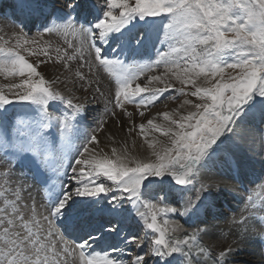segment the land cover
<instances>
[{"label": "snow or ice", "instance_id": "1", "mask_svg": "<svg viewBox=\"0 0 264 264\" xmlns=\"http://www.w3.org/2000/svg\"><path fill=\"white\" fill-rule=\"evenodd\" d=\"M85 7L90 21L82 17ZM16 8L31 18L36 36L21 20L14 35L0 37V74L21 78L0 89V264H69L76 254L79 264H173L177 257L181 264H236L230 257L247 244L243 216L233 218L235 239L218 253L201 241L211 234L215 195L223 190L224 173L215 165L239 173L256 155L264 165V135L254 147L252 132L253 121L264 123V0H89L86 6L17 0ZM137 25L143 27L133 32ZM154 34L161 47L153 45L155 58L139 62ZM48 62L63 68V89L41 70ZM228 69L235 75H226ZM73 89L105 99L95 127H81L88 105ZM172 90L196 100L158 113L161 123L154 117L135 125L132 118L145 117L165 93L176 99ZM52 102L63 108L51 111ZM18 104L28 111L10 114ZM104 116L115 118L118 131L138 127L144 137L159 133L167 143L157 151L146 141L153 150L148 160L117 155L116 148L114 158L93 155L108 123ZM29 179L43 189V211L25 198ZM195 184V195L185 196ZM258 187L264 191V184ZM249 207L256 208L252 195ZM125 214L142 221L151 239L121 235ZM257 234L264 248V226ZM111 236L118 243L96 251Z\"/></svg>", "mask_w": 264, "mask_h": 264}, {"label": "bare ground", "instance_id": "2", "mask_svg": "<svg viewBox=\"0 0 264 264\" xmlns=\"http://www.w3.org/2000/svg\"><path fill=\"white\" fill-rule=\"evenodd\" d=\"M98 0H96L97 2ZM1 26L3 27L4 33L8 34V37L10 38L14 33L17 31L18 28L12 27L11 23H8V21H1ZM135 30V28L133 29ZM45 39H51L53 43H62L63 37H48L46 36ZM69 39H73L72 37H69ZM151 43H149L150 45ZM151 47V46H150ZM154 49L151 50L152 55L154 54ZM33 59H36L33 57ZM41 70L45 72L48 75L49 80H55L57 81L56 87L58 89H63V85L60 83V81H64L65 78V72L62 67H60L57 64H54L52 62H48L47 66H40ZM54 69V70H52ZM163 69L157 70L156 73L154 74H159L160 71ZM107 76V73L104 74ZM147 75V74H146ZM142 79H144L142 77ZM9 83H16L12 82H5L2 80L0 81L1 84H9ZM174 84L176 87H181L178 82L174 81ZM102 91L105 92L107 95V89L109 87L108 82L102 81ZM69 88H71V85H68ZM79 87V85H77ZM74 95L79 97L81 101L86 103L88 105V110L84 116L86 120L88 121L89 119L88 116L93 117V127H95V122L94 120L98 117H101L103 114L104 110V105L106 103L104 98H97L96 100H93L91 96H85V94L82 91H75L73 89ZM186 98V97H185ZM188 99L196 100L195 97H191ZM182 103V101L179 103V105ZM109 109L112 108V105H108ZM103 108V109H102ZM178 108V106H177ZM187 109L191 110V106H186ZM128 111L130 112H135V106L134 105H128L127 106ZM102 110V111H101ZM117 113L119 114V110H116ZM166 112V111H165ZM171 112V111H170ZM163 113V112H162ZM83 118V119H84ZM122 120H124L125 124L130 123V118L127 116H122L120 117ZM103 119L108 121L104 131L99 134V140L100 144L96 146V151L93 152V155H99V154H104L108 155L109 157H112V149L116 148L117 149V155L127 153L129 156L136 157L137 159H142V160H148L152 159V149L148 148L147 142L146 141H153L155 143V149L159 151L162 147H164L167 143V138L160 136L159 133L155 134H149L147 137H144L140 132L138 127H135V130L132 133H128L126 130H117V127L114 126L113 120L115 118H112L110 116H104ZM135 125L138 126L140 123H146V121L143 120L142 117H140L138 114L134 116ZM83 122L82 120L80 123ZM90 122V120H89ZM157 123L162 122V117H160V120H156ZM81 125V124H80ZM83 126V125H81ZM92 127V128H93ZM84 128H91V127H85ZM256 129V128H255ZM55 133V129H52ZM253 137L257 139V145L254 147H258L259 145V137L261 136L260 134L257 135L256 131H253ZM114 134V135H113ZM91 148V146H90ZM87 155V154H86ZM114 158V157H112ZM261 157L259 155H256L253 160L250 162L246 163L243 170L239 173H237L235 170H229L228 165H225L223 170L224 177H223V184L222 188L223 190L220 191L218 194L215 195V207L218 202L220 204H223L222 207L220 205L218 208L220 209L216 214V216H221L223 218H216L212 221L213 224V229L211 230V234L208 236H204V239L201 241L202 244L205 245H210L211 248L216 251L217 253L224 247H226L228 244L232 243V241L235 239V236L233 233L237 231L236 225L233 223V218L239 220L241 216H243L246 219V225L248 228V233H247V244L246 246L242 247L240 250V253L244 255L242 258H238L239 260L244 259V261L247 264H260L261 260V250L260 252L257 251L259 247V241L260 237L257 234L258 232L261 231L260 227L258 226L257 220L255 216L258 214L257 210L254 208H248L245 209V203L247 195L245 197V194L243 191H241L242 185H250L257 183V185H262L264 184V176L261 175L259 168L264 169V165L260 163ZM68 163V160H66ZM218 165V164H217ZM223 166V165H222ZM262 169V171H263ZM222 169L220 170V172ZM236 173V174H235ZM264 173V172H263ZM69 175H71V172L69 171ZM264 175V174H263ZM249 178V180H248ZM30 180V179H29ZM25 185V187L31 186V191L30 192H25V198L27 199L29 196L31 199H28L27 202L31 203L32 200L35 201L38 209L40 211H43V206L45 203L41 201L40 199V192L37 186L34 185L33 181H29ZM259 181H261L259 183ZM2 183V182H1ZM196 187H199V184H195L194 186H191L190 188L194 189L196 191ZM191 189H189L191 191ZM258 189L262 191L259 187ZM246 192L250 191L251 188L249 189L248 186L245 189ZM252 192H254L252 190ZM257 192V191H255ZM264 193V191H263ZM263 197L264 199V194H260V196H257V198ZM2 204V202L0 203ZM259 204V202H258ZM263 206H264V201H263ZM214 207V208H215ZM226 207H229L231 210L228 211ZM142 211H146L147 209L141 208ZM221 212H223V215H221ZM261 214H259L260 216ZM126 216H129L126 214ZM225 216V217H224ZM183 223V221H180ZM139 223V222H138ZM125 224V223H124ZM123 224V225H124ZM128 222L126 223V225ZM186 227V225H185ZM191 231V229L189 230ZM133 250V249H132ZM253 254V256H252ZM236 257L234 255L230 257V260H235ZM69 260V259H68ZM180 259L177 258L173 264L178 262ZM70 264V261H69ZM152 264H156V260H152ZM177 264H181V261ZM237 264V263H236Z\"/></svg>", "mask_w": 264, "mask_h": 264}, {"label": "rangeland", "instance_id": "3", "mask_svg": "<svg viewBox=\"0 0 264 264\" xmlns=\"http://www.w3.org/2000/svg\"><path fill=\"white\" fill-rule=\"evenodd\" d=\"M96 1V0H95ZM97 2H103V0H98ZM13 5H15L16 6V1L15 0H0V6H1V10H0V20L1 21H8V23H11V25H12V27H16V28H19L20 26L18 25V24H15V23H13L12 22V20L13 21H15V22H17L18 23V21H17V19H15L13 16V14L11 13V15H10V17H11V19H5V18H3V15L5 14V12H6V10H7V12L8 11H10V12H14V9H10ZM118 11V10H117ZM84 14H86V16L88 15V9H87V7H85L84 8ZM84 14L82 15V17L84 16ZM2 16V17H1ZM9 17V18H10ZM13 17V18H12ZM17 17V16H16ZM91 19V18H90ZM157 23H159V21H157ZM137 27H138V30H140L142 27H143V25H137L136 26V29H137ZM3 29V27L1 26V23H0V37H4L5 39H8L9 37H8V34L7 33H4V31L2 30ZM24 31H26V32H28V34L31 36V37H35L36 36V28L35 27H30L28 30H26V28H24ZM134 31V30H133ZM163 34L161 33V36H162ZM154 38V39H153ZM153 41L151 42V44L149 45V47L151 46V48L153 47V45H155L154 44V41L156 42V43H158V41L156 40V36H155V34L153 35ZM13 43H14V40L12 41ZM0 45H3V40H0ZM155 47H157V48H159V47H161V45L160 44H158V45H155ZM153 49H154V47H153ZM153 49H151V50H153ZM155 51V50H154ZM152 57H153V59L155 58V52H154V54L152 55ZM26 58H28V59H30V60H34L33 59V57H26ZM38 63V62H37ZM52 70H54V69H52ZM44 74H45V76H46V78H48V75L45 73V72H43ZM226 75H235V71L234 70H231V69H228V70H226ZM20 77H5L3 74H0V81L2 82V80L3 81H5V82H10V80L12 81V82H16V83H19V81H20ZM142 79V78H141ZM181 86V85H180ZM0 89H3L4 91H7V89L6 88H4V84H1L0 85ZM186 91H187V89H186ZM171 95H173V96H176V99H172L171 97H170V95H169V93H165L164 94V96L163 97H161V99L158 101V102H156L153 106H150L147 110H145V117H143V120L144 121H146L147 119H151V118H156V120H160V117L159 116H157V114L158 113H162V112H170V111H173V110H175V109H177V106H179V103L181 102V101H183L184 99H186V98H191V96H180L178 93H176L174 90H172V92H171ZM186 97V98H185ZM19 105V104H18ZM17 105V106H18ZM50 105H52V108H50V110L51 111H55L54 109L55 108H57V107H59L61 104L59 103V102H52ZM51 107V106H50ZM103 109V108H102ZM102 111V110H101ZM104 111V110H103ZM87 119H89L90 120V122H89V120L87 121L86 120V118H84V119H81L83 122H81L80 124H82L83 125V128H84V126L85 127H93V123H92V121H93V117H91V116H88V118ZM82 127V126H81ZM256 128V129H255ZM252 130L253 131H256V133H257V135H264V123H260V121L257 119V120H255V121H253V124H252ZM67 162V161H66ZM224 166L225 165H221V164H218V165H215V167H214V170L216 171V172H220V170L222 169V171L221 172H223V170H225V168H224ZM262 169L263 168H259V170H260V173H261V175L262 176H264L263 174V172H264V169H263V171H262ZM0 170H2V169H0ZM236 174V173H235ZM249 179V178H248ZM2 182V180H0V183ZM261 181H259V183H260ZM258 183V182H257ZM257 183H254V184H250L249 185V189L251 188V190H254L255 189V191H257V192H260V194H264L263 193V191H260L259 189H258V185H257ZM255 187V188H254ZM189 189H191L190 187H189ZM196 189H197V187H196ZM254 191V193H257V192H255ZM195 188L193 189H191V191L189 190L188 192H186L185 193V196H194L195 195ZM25 195V194H24ZM249 195H252V192L251 193H248V195L247 196H249ZM41 200V199H40ZM42 201V200H41ZM263 201H264V199H263V197L261 196V205L263 206ZM2 202V198H0V203ZM260 203V202H259ZM257 204H258V202H257ZM220 205V207H222L223 206V204H220V202H218L217 203V205H216V209H217V207ZM264 207V206H263ZM227 208V210L228 211H230L231 209L229 208V207H226ZM251 208V207H250ZM254 209V208H253ZM256 209V208H255ZM147 211V210H146ZM214 211V210H213ZM215 212V211H214ZM221 215H223V212H221ZM225 217V216H224ZM218 218H223V217H221V216H217V219ZM171 219H177L175 216H172L171 217ZM128 225V224H127ZM129 226L130 227H132L131 226V223H129ZM186 227H187V225H186ZM144 226L143 225H141L140 227H136V230L137 231H140V235H138L140 238H143L144 237V235H145V230H144ZM190 230V229H189ZM128 231V230H127ZM130 232H132V230H130ZM134 234V233H133ZM203 239H204V237H203ZM259 245H260V241H259ZM263 249H262V247H261V251H262ZM257 251H259V248H258V250ZM135 252V251H134ZM260 252V251H259ZM245 255V254H244ZM243 254H242V252L241 253H239V255L238 256H235L234 255V257H236L237 259H236V263L237 264H247L245 261H244V259H241V260H239L238 258H242L243 256H244ZM252 256H253V254H252ZM152 261V260H151Z\"/></svg>", "mask_w": 264, "mask_h": 264}]
</instances>
